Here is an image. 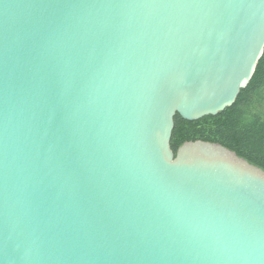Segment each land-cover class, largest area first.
Returning <instances> with one entry per match:
<instances>
[{
    "label": "water",
    "instance_id": "95a60500",
    "mask_svg": "<svg viewBox=\"0 0 264 264\" xmlns=\"http://www.w3.org/2000/svg\"><path fill=\"white\" fill-rule=\"evenodd\" d=\"M263 54L264 0H0V264H264V171L170 147Z\"/></svg>",
    "mask_w": 264,
    "mask_h": 264
},
{
    "label": "trees",
    "instance_id": "16d2710c",
    "mask_svg": "<svg viewBox=\"0 0 264 264\" xmlns=\"http://www.w3.org/2000/svg\"><path fill=\"white\" fill-rule=\"evenodd\" d=\"M173 124V153L185 142L215 143L264 171V54L231 107L217 116L192 122L175 115Z\"/></svg>",
    "mask_w": 264,
    "mask_h": 264
}]
</instances>
